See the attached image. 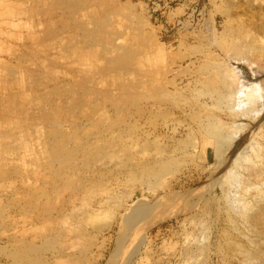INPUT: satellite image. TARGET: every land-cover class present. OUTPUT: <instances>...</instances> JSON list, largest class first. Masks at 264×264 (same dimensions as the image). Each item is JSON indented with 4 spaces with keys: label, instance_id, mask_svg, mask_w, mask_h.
Segmentation results:
<instances>
[{
    "label": "rangeland",
    "instance_id": "obj_1",
    "mask_svg": "<svg viewBox=\"0 0 264 264\" xmlns=\"http://www.w3.org/2000/svg\"><path fill=\"white\" fill-rule=\"evenodd\" d=\"M254 4L0 0V264H264Z\"/></svg>",
    "mask_w": 264,
    "mask_h": 264
},
{
    "label": "bare ground",
    "instance_id": "obj_2",
    "mask_svg": "<svg viewBox=\"0 0 264 264\" xmlns=\"http://www.w3.org/2000/svg\"><path fill=\"white\" fill-rule=\"evenodd\" d=\"M250 1H251V0H250ZM257 1H262V3H263L264 0H252V5H251V6H253V7H252V10H251V11L254 10V9H253V8H255V7H254V6H255L254 3H256ZM237 5H238V4H237ZM261 5H262V4H261ZM261 5H260V7H261ZM229 7H230V6H229ZM258 7H259V6H258ZM260 10H261V8H260ZM263 10H264V8H263ZM253 12H255V10H254ZM257 12H258V11H257ZM251 13H252V12H251ZM258 13H260V12H258ZM262 14H263V13H262ZM249 15H250V14H249ZM263 15H264V14H263ZM254 16H255V15H254ZM259 16H260V15H259ZM259 16L257 17L258 21H260V20H259V19H260ZM249 18H250V16H249ZM255 20H256V19H255ZM262 20H263V18H262ZM256 21H257V20H256ZM243 23H244V22H243ZM243 23H239V24L242 25ZM260 23H262V22H260ZM262 24H263V23H262ZM262 24H261V25H262ZM243 25H244V24H243ZM246 25H247V24H246ZM255 25H256V24H255ZM244 26H245V25H244ZM258 26H260V25H258ZM258 26H257V27H258ZM241 27H242V26H241ZM255 27H256V26H255ZM257 27H256V28H257ZM263 27H264V26H263ZM238 28H239V27H238ZM243 28H244V27H243ZM246 28H247V27H246ZM241 29H242V28H241ZM257 29H258V28H257ZM243 30H245V29H243ZM243 30H240V31L237 30L238 33L240 34V38H241V35H242V37H243V34H244V38H245V39H247V38H248V39L250 38L251 40L255 39L256 36H255V37H253V36L256 35V34H253L251 30H249V31H247V32H246V31H245V32H241V31H243ZM255 31H256V30H255ZM258 31H259V29H258ZM258 31H257V32H258ZM260 33H261V32H260ZM235 38H236V37H235ZM257 39H258V37H257ZM261 39H262V38H261ZM240 40H241V39H240ZM256 41H257V40H256ZM256 41H254V43H253L254 45H255V42H256ZM258 41H259V40H258ZM244 42H245V41H244ZM241 43L244 44L243 42H241ZM257 43H259V42H257ZM250 44H251V43H250ZM244 46H245V45H244ZM252 46H253V45H252ZM238 47L241 48V46H238ZM242 47H243V46H242ZM253 47L255 48V46H253ZM260 47H262V46H260ZM245 48H246V46H245ZM247 48H249L248 45H247ZM257 48H258V47H257ZM262 48L264 49V46H263ZM262 48H258V50L256 49V52H255V53H259V54H260V58H262V60H264V51L262 50ZM241 49H242V48H241ZM241 49H239V50H241ZM249 49H252V48H249ZM260 49H261V50H260ZM241 51H242V50H241ZM246 52H247V51H246ZM251 52H252V51H251ZM244 55H245V54H244ZM253 57H254V56H253ZM255 57H256V56H255ZM257 57H258V56H257ZM243 58H244V57H243ZM230 59H231V58H230ZM235 59H237V58H235ZM251 61H252V60H251ZM256 61H257V60H256ZM235 62H236V61H235ZM249 63H250V62H249ZM251 63H252V62H251ZM251 63H250V64H251ZM255 74H256V73H255ZM231 79H232V78H231ZM233 79H234V78H233ZM236 79H237V77H236ZM240 81H241V79H240ZM240 81H239V82H238V81L236 82L237 85H238V83H239L240 85L236 88V90L234 89V90H235V91H234L235 94L232 92V93H233L232 95H235V96L238 98L237 95L239 94V92L246 91V89H247L248 87H251V89H252L253 91L258 92L257 89H256L258 86H257L256 84H251V86H249V85H250V84H249L248 87H246V89H244V85H245V83H244L243 81H242V82H240ZM225 82H226V81H225ZM226 83H227V82H226ZM236 83H235V84H236ZM237 85H235V87H236ZM238 88H239V89H238ZM237 90H238V91H237ZM229 93H230V92H229ZM230 94H231V93H230ZM228 95H229V94H228ZM232 95H231V96H232ZM252 95L255 96V97H258V96H259L258 93H253ZM239 97H240V95H239ZM258 98H259V97H258ZM258 103H259V102H258ZM213 129H214V128H213ZM259 157H260V156H259ZM237 158H238V156H237L236 158H234L231 162H234V163H235V162L237 161ZM142 211H143V210H142ZM151 211H152V210H151ZM140 216H141V215H140ZM145 217H146V216H145ZM136 219H138V218H136ZM144 220H145V219H144ZM136 221H137V220H136ZM146 223H147V222H146ZM140 228H141V227H140ZM134 230H136V229H134ZM137 231H138V230H137ZM115 261H116V260H115Z\"/></svg>",
    "mask_w": 264,
    "mask_h": 264
}]
</instances>
